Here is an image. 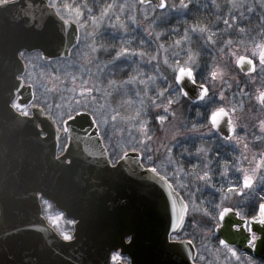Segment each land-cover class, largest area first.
<instances>
[{
  "label": "water",
  "instance_id": "1",
  "mask_svg": "<svg viewBox=\"0 0 264 264\" xmlns=\"http://www.w3.org/2000/svg\"><path fill=\"white\" fill-rule=\"evenodd\" d=\"M48 2H0V264H109L113 251L131 264H196L192 243L170 244L175 212L170 201L166 205L165 186L137 164L139 157L129 151L128 159L112 164L89 112L66 118L61 131L51 115L32 105L21 52L66 59L79 42L72 38L80 35L75 22L65 26ZM15 100L30 106L31 114L17 111ZM64 136V153L57 156ZM38 194L75 221L73 239L48 225ZM254 230L264 235L258 226ZM237 241L230 245L254 256L264 252L260 241L255 249L243 237Z\"/></svg>",
  "mask_w": 264,
  "mask_h": 264
},
{
  "label": "rangeland",
  "instance_id": "2",
  "mask_svg": "<svg viewBox=\"0 0 264 264\" xmlns=\"http://www.w3.org/2000/svg\"><path fill=\"white\" fill-rule=\"evenodd\" d=\"M232 2L233 0H193L190 10H185L186 14L174 13L169 15L165 22L160 23V26L154 30L164 32L166 35L161 37L159 41L153 40L149 43V38L144 29L148 28L149 20L154 15L151 5L143 6L138 0H56L57 5L62 9L65 5L72 8L71 13L66 10L62 12L65 19L75 22L74 13L76 8H79L83 13L82 17H80V22L85 27L80 29L79 46L68 59L46 61L41 54L31 55L29 57V67L27 68L28 77L26 78L35 91V103L40 105L48 115L53 116L60 125L65 118L78 111L89 112L96 120L105 142L116 158L122 155L126 144L133 142V137L137 140L141 138L133 126L134 122L130 118L134 117L137 111H141L143 101V108L147 114L142 115L141 118L149 121V135L153 136V140L148 144V148L155 149L152 155L156 163L153 165L147 161V151L144 152L143 161L149 166L158 167L162 174L167 173L169 177H173L175 172L176 174L172 179L174 184L180 190L181 188L178 185L186 186L183 192L187 200L192 204L189 207L188 215L189 217L193 216L188 221L189 230L191 236L198 239L197 247L201 254L204 257L205 255L210 257L208 258V264H221L224 260V264H242L241 261L243 260L240 258L237 260V257L233 256L228 249L219 250L215 245L211 247L205 226L207 218H196V215L199 217L203 214L208 202L206 203L203 200L204 196H202L203 191L201 189H204V187L197 188L194 186L197 183L195 174L199 172L198 170L194 172L190 162L191 158L188 157V152L184 151L188 146V134L185 129L188 117L185 101H181L170 108L168 120L161 125L156 116L164 114L163 109H157L152 106V100L156 99V86H159L160 89L166 87L163 83L164 77H167L168 82L172 83L175 75L173 68L176 66V61L179 60L181 66L187 64L188 53L191 50V54L199 61L197 69L199 74L202 73L201 76L206 82L212 84L213 90L217 93L221 92V88H225L224 85L227 86L228 93H226V89L222 91L226 97L224 104L233 102V98L237 97V95H231L233 92L230 91L231 86H229L235 81L233 75L224 77L223 80L217 78L216 81H211L209 79L210 70L213 68V58H215L218 67L224 68L228 62L229 51L241 49L240 54H244L242 51L244 45L235 43L229 49L227 40L231 39L234 42L243 40L247 47H252V43L248 41L251 40L250 30H247L246 35L238 33L235 27L225 31L222 19L227 17L229 5ZM249 2L251 0H235L238 6ZM113 3L118 6H124V10L121 11L120 7H116L114 9L115 15L110 13V19H105L101 27L94 28L90 15L99 16L103 7ZM167 3L170 5L175 4L178 7L180 0H167ZM89 8L92 9L91 13L88 12ZM239 10L244 11L247 17L245 22L239 24V27L247 28L251 27L253 23H264L261 20L264 12H261L259 8L252 15H249L244 8H239ZM160 11L157 10L155 15L159 16ZM232 11L235 12L237 9H232ZM145 14H147L149 20H145ZM116 15H119L120 21L128 26L127 33L111 26L118 23L115 20ZM133 16L136 18V23L131 22V17ZM185 21H187L186 24L184 23ZM193 25H207L210 29L207 34L215 32L216 35L213 38L217 41L216 46L210 47L206 43L205 36L199 32L190 31L189 39L184 41L183 28H191ZM170 28L177 31L169 33L168 29ZM221 28L223 30H219ZM93 32L96 33L95 37L88 36L89 33ZM220 38H224L221 40L222 42H220ZM178 39L182 41L180 45L175 44ZM93 40H95L97 47L103 44L106 49V51L96 53L95 58H93L89 47ZM124 40L129 42L124 46H129L135 51H144L146 54L145 58L142 60L139 57H134V62L117 64L114 68L111 66L104 68L103 65L111 61L115 55L112 51V46H116L118 49L121 46V41ZM141 41H144V43L142 44ZM158 43L163 44L164 47L158 48ZM219 49H224V51L220 52ZM224 52L227 54L226 58L222 57ZM151 56H157L159 64H157V61L149 63ZM165 58H167L168 64H164ZM89 60H91V63H89ZM228 72H226V75H228ZM132 76L143 80H148L149 77H156V79L147 85L134 82L122 85L115 90L108 87L107 81L109 79H114L117 83H121L129 80ZM96 86L102 87L104 91L100 93L89 92V89H95ZM105 93H109L106 98ZM216 97L219 98L218 95ZM156 103H166V100H156ZM103 104H106L108 108L103 106ZM112 109H116L119 112V117L114 122L111 121V114H115L111 111ZM19 110L28 112L27 109L22 110L20 107ZM172 112L175 113V116L170 114ZM178 132L185 133L177 135V139L180 142H184L181 144L184 150L183 148L182 150H177L176 146L172 147L171 137ZM168 147H172L171 157L167 153ZM128 151L131 150L129 149ZM179 168H183V171L178 172L177 169ZM197 189L199 190L197 191ZM189 194H191V200H189ZM198 194L201 196L198 197ZM43 206L48 222L61 237L70 239L73 234L74 222L65 218L51 204L46 202Z\"/></svg>",
  "mask_w": 264,
  "mask_h": 264
},
{
  "label": "snow or ice",
  "instance_id": "3",
  "mask_svg": "<svg viewBox=\"0 0 264 264\" xmlns=\"http://www.w3.org/2000/svg\"><path fill=\"white\" fill-rule=\"evenodd\" d=\"M141 5H151L153 11V17L149 20L147 14H145V20H149L148 28H145L144 31L149 38L148 42L151 43L153 40L159 41L161 37H164L166 34L164 32H158L154 29L160 26V23H163L167 20L169 15L174 13H180L181 15L186 14L185 10H190V5L193 4V0H180V4L177 7L175 4L167 3V0H157L155 4L151 3V0H139ZM116 7H120V10H124V6H118L116 4H107L100 11L99 16L90 15V19L94 28H99L103 25L105 19H110V13L115 15L114 9ZM47 8L50 9L58 18L62 20L65 26L70 25L72 20H65L64 15H62L63 11H67L69 13L72 12V8L68 5H65L62 9L56 3V0H49L47 4ZM239 8H244L247 10L249 15L255 14L257 8L264 12V0H251L249 3L237 5L235 0L229 5V12L227 13V17L222 19V23L225 26V31L229 29H233L234 27L240 34H247V29L245 27H239V24L245 22L247 17L245 16L244 11H240ZM160 11V15L156 16L155 13L157 10ZM232 9H237V11L233 12ZM88 12L91 13L92 9L89 8ZM76 19L75 24L78 29L84 28L85 25L80 22V17H82L83 13L79 8H76L74 13ZM115 20L118 22L116 24L111 25L118 30H122L123 32H128V26L120 21V16L116 15ZM261 20L264 21V16H261ZM131 22L136 23L135 16L131 17ZM185 24L187 21L184 22ZM142 27V25H140ZM176 29H168V32H176ZM199 32L201 35L205 36L206 43L209 44L210 47H215L217 41L213 38L216 33L212 32L211 34H207L210 32V29L207 25L198 26L193 25L191 28L184 27L183 28V40L187 41L189 39V32ZM96 33H89L88 36L95 37ZM260 42H257L256 39H252V47L249 48L245 44L243 40L234 42L233 40H227V47L230 49L235 43H240L244 45L242 51L244 54H240L241 49H236L235 51L228 52V62L224 68H220L216 65V60L213 58V68L210 70L211 81H216L217 78L223 80L226 72L235 71L238 74L243 73L246 81L252 85H255L257 82L262 84L261 90H256L255 99L258 101L259 105L262 109H264V23L261 24L260 31L258 32ZM74 40L79 41V35H73ZM181 40H176L175 44L180 45ZM129 42L124 40L121 41V46L117 49L116 46H112V51L115 53L114 57L107 64H104V68L116 67L117 64H128L130 62H134V57H139L140 59H144L146 54L144 51H135L129 46H124ZM143 44L144 41H141ZM79 46V44H77ZM91 48V52L93 54V58H95V54L100 51H106L103 44L97 47L95 40H93L92 44L89 45ZM158 48H163V44L157 45ZM220 52H223L224 49H219ZM189 59L186 65L181 66L180 61H176V66L173 68V72L175 73L172 83L168 82L167 77L163 78V83L166 85L163 89H160L159 86H156V99L152 100V106L157 109H163L164 114H158L156 119L160 122L161 125L168 120L169 109L172 108L175 104L180 103L181 101H190L195 107L199 106H208L215 104L216 106L211 108L208 112V115L205 117L207 123L197 122H189L191 123V128H187L185 125L186 133L192 134L196 133L201 141L211 140L213 137L216 141L223 143H232L242 145L243 152L241 154V160H248V156L244 155V153H248L251 151L249 144L246 142V137H242L238 135V125L234 120V115L237 112V106H232L230 108L222 106L226 100V97L223 92L217 93L213 90V86L211 83L205 82L203 77L200 76L197 71L199 67L198 59L191 54V50H189ZM151 61H157L159 64V60L157 56H151L149 59V63ZM91 63V60H89ZM164 64H168L167 58L164 59ZM254 77H261L260 81L254 79ZM156 77H149L148 80L138 79L136 76H132L129 80L122 81L121 83H117L114 79H109L107 81L108 87L112 90L120 88L122 85H127L129 83L138 82L142 85H147L149 82L155 81ZM198 79L201 81L198 83ZM231 86V85H229ZM95 91L100 93L104 91V89L100 86H96L95 89H89V92ZM241 96H247L249 93L244 92L242 89L240 90ZM109 93H105V98ZM147 95V93H146ZM219 96V100L215 99L216 96ZM156 100L165 101L166 103H156ZM196 101H199L200 104L197 105ZM103 106L107 107L106 104ZM240 106H243L241 102ZM112 112L115 114H111V121H116L119 117V112L116 109H112ZM146 111L143 108L142 101V109L141 111H137L134 117L130 119L134 122L133 126L136 128V131L140 134V139H135L133 142L128 143L124 146L123 151V160L129 158V149L131 150V155L139 157L137 159V164L141 163V159H143L144 152L147 151V161L155 165V161L153 160V152L155 149L148 148V144H150L153 140V136L149 135V121L147 119H142V115H146ZM172 116H175V113H170ZM199 115V113H197ZM219 116V118H218ZM107 123V121H105ZM259 129L261 135L255 137L257 141L264 143V119L259 120ZM221 133H225L221 135ZM230 133V134H227ZM185 133H176L171 137L172 147L178 146L180 141L177 139V135H183ZM172 147L167 148V153L169 157H171ZM186 151V150H185ZM209 149L206 148H198L197 153H202L205 158H207ZM191 155V153H189ZM215 157L218 165L220 164V152H215ZM258 157V158H257ZM199 159V156L197 157ZM249 163L253 166L249 168H240L239 171L243 173L242 179L239 184H233L227 188L228 193L237 194L239 197L247 198L249 195L255 193L257 198L256 209L253 214L249 217L247 213L236 210L234 206H226L227 196L222 195L220 197L219 203H213L211 208V212L207 213V224L205 225L207 228V235L213 238L218 245H222L225 249H228L233 256L237 257L239 260V256L237 255L235 248H230V244H237V237H243L244 242L248 244L250 248H255L257 242L260 241L264 243V235H257V232L254 230V226H258L261 233H264V151L260 153L252 154L251 160ZM208 164L204 165L203 174L196 173L195 180L197 182H203L205 184H212L214 169L211 168ZM225 169V173L228 169V161H223L222 165ZM199 165H193V169H196ZM152 175L151 179L154 181H160L166 188L165 201L166 205L170 201L171 209L175 212V218L171 221L170 231L173 235L170 236V244H183L188 243L191 245V241H180L177 239L175 233H178L186 219L188 218L189 213V204L185 202V200L180 196V194L176 191L171 180L175 176V172L173 173V177H169L167 173L161 175V171L158 170V167L153 166L148 169ZM178 172H182L183 168L177 169ZM191 175V173H189ZM224 173H222L223 175ZM181 190H185V185H178ZM215 187V184H212ZM199 189H197L198 191ZM163 191V189H162ZM220 192L223 193L224 189L220 188ZM189 200H191V194H189ZM179 202V207H177V203ZM223 237V239L221 238ZM131 243V239H129V244ZM122 253L110 254L109 260L112 264H116V262L121 261ZM126 264H130V262H126ZM248 264H257L255 260L249 258Z\"/></svg>",
  "mask_w": 264,
  "mask_h": 264
},
{
  "label": "flooded vegetation",
  "instance_id": "4",
  "mask_svg": "<svg viewBox=\"0 0 264 264\" xmlns=\"http://www.w3.org/2000/svg\"><path fill=\"white\" fill-rule=\"evenodd\" d=\"M260 28H261V23H259V24L253 23L251 25V27L246 28L247 30H250L249 35L251 36V40L254 38V39H256L257 42H260L259 36H258V32L260 31ZM219 30H223V29L221 28ZM222 39H224V38L219 39L220 42H222L221 41ZM251 40H248V41L251 42ZM211 52L213 53V51H211ZM217 53H219V52H217ZM222 57H225V58L227 57L226 52H224ZM201 74L202 73H200V76H201ZM230 75H233L234 76L233 78L235 79L234 83L231 84L230 91L233 92L231 95H237L238 99H237V97L233 96L234 97L233 102H231L229 104H223L222 106L227 107V108H230L234 105L237 106V112L234 115V120L237 122V125H238V135H240L242 137H246V142L249 144L251 151L248 153H244V155L248 156V160L242 161L241 160V154L243 152L242 145L236 144L235 142L221 144L220 142L216 141L214 137L210 141L209 140L201 141L196 133H192L190 135L188 134V137H187L188 146L186 149V151L188 152V157L191 158L190 162H191L192 166L193 165H199V167H197L196 169H193V167H192V169L194 170V172H196L198 170V172L200 174H203L204 165L208 164L209 161H211V164L209 166L214 169L212 184L216 185L215 187H213L212 184H205L203 182H197L194 184V186L197 188H203L204 187V189H201L203 191L202 196H204L203 200H205L206 203L208 202L207 207L204 208V210H203L204 211L203 214L199 217H198V215H196V218H207V213L211 212V210H212V208H211L212 204L213 203H219L220 197L222 195L227 196L226 206H234L236 208V210L247 213L249 215V217L251 216V214L254 213V211L256 209V205H257V198H256L255 193H253L252 195H249L247 198H243V197H239L237 194L228 193L227 188L233 184H239L240 183V181L242 179V175H243V173L241 171H239L240 168H249V167L253 166L249 163V161L251 160L252 154H254V153L258 154L261 151H264V143H261L260 141H257L255 139L256 136L261 135L260 129H259V120L264 119V109L261 108L258 101H256V99H255L256 90H261L262 84L260 82H257L255 85H250L246 81V78H245L243 73L238 74L235 71L234 72L229 71L228 75H226L225 77H231ZM201 77H203V76H201ZM254 79H256L257 81H260L261 77H254ZM204 81L206 82L205 79H204ZM225 81H226V79H225ZM199 82H201V81L198 79V83ZM224 87L225 88H221L220 91L222 92L224 89H226V93H228L227 86L224 85ZM241 89L244 92L249 93V95L241 96V92H240ZM215 99L217 101L219 100L218 97H215ZM241 102L243 103L242 107L240 106ZM185 104L187 107V117H188L187 127L188 128H191V123H189V122L194 123V122L199 121L200 123H207V120L205 119V117L208 115V112L211 110V108L216 106L215 104H212V105H208L207 107L206 106L195 107L192 104V102H190V101H185ZM196 104L199 105L200 102H196ZM14 106L16 108H18L16 102L14 103ZM25 109L28 110L27 107H25ZM197 113H199V115ZM55 122L57 123L59 129L63 128L62 125H60L56 120H55ZM223 134H225V133H221V135H223ZM227 134H230V133H227ZM42 135L44 136L45 134H42ZM102 139H103L104 144L107 148L110 159L113 161V163H115L117 161V159H119L121 156L116 158L113 155V153L111 152L107 143L105 142V139L104 138H102ZM66 143H67L66 137H63V138L58 140V155L63 153V150H64ZM182 143H184V142H180V144L178 146H176L177 150H180V149L182 150V148L184 150V147H182V145H181ZM201 147L209 149L207 158H205L202 153H197V149L201 148ZM216 151L220 152V164L219 165H218L216 157H215ZM189 153H191V155H189ZM198 156H199V159H197ZM223 161H228L229 166H228L226 173H225L224 167L222 166ZM141 163L147 167H152V166H148L143 161V159H141ZM222 173H224V174L222 175ZM161 175H164V174H162V172H161ZM171 182L173 183L174 187L176 188V191L185 200V202H188L189 207H191L192 204L187 200L184 192L181 191L174 184V182L172 180H171ZM220 188L224 189L223 193L220 192ZM200 196L201 195L198 194V197H200ZM39 201H40L41 206H42V214H43L44 218H48V217H46L47 215L45 213V208L43 205L46 202L51 204V206H53V204L49 200L45 199L42 196H39ZM53 208H54V206H53ZM63 216H65V215L63 214ZM65 218H67V217L65 216ZM189 218H193V216L189 217V215H188V218L186 219V222H185L182 230L179 233H175V235L177 236V239L180 241L189 240L193 243V245L196 248V255H195V262L196 263L208 264V261H209L208 258H210V257L205 255V257H206L205 258L201 254V252L199 251V249L197 247V245H198L197 240L198 239L194 236H191V232L189 230V222H188ZM185 232H187V233L185 234ZM257 235L260 236L259 233H257ZM209 244L211 245V247H213L215 245L219 250L225 249L222 245H218L217 242L211 237H209ZM229 247L236 249L237 255L239 256L240 259L243 260V261H241L242 264H247L249 258H251L252 260H255L257 262V264H264V259L261 258L262 255L264 256V252L259 257V256H254L249 252L242 251V249L238 245H230ZM251 249H255V248H251ZM115 253H117V252H114L113 254H115ZM224 261H222L221 264H224ZM121 262L123 264H126V262H130V261H129L128 257H122Z\"/></svg>",
  "mask_w": 264,
  "mask_h": 264
},
{
  "label": "trees",
  "instance_id": "5",
  "mask_svg": "<svg viewBox=\"0 0 264 264\" xmlns=\"http://www.w3.org/2000/svg\"><path fill=\"white\" fill-rule=\"evenodd\" d=\"M1 1H4V0H0V2ZM75 50V49H74ZM73 50V51H74ZM73 53V52H72ZM39 55L40 53L39 52H35V53H26V52H23V53H21V57H22V59L25 61V63H26V65H27V68L29 67V62H30V59H29V57L32 55V56H34V55ZM28 77V70H27V72H26V74H25V76H24V78H25V81H27V78Z\"/></svg>",
  "mask_w": 264,
  "mask_h": 264
},
{
  "label": "bare ground",
  "instance_id": "6",
  "mask_svg": "<svg viewBox=\"0 0 264 264\" xmlns=\"http://www.w3.org/2000/svg\"><path fill=\"white\" fill-rule=\"evenodd\" d=\"M143 6H144V5H143ZM191 7H192V6H191ZM68 117H69V116H68ZM68 117H67V118H68ZM65 119H66V118H65ZM65 119H64V120H65Z\"/></svg>",
  "mask_w": 264,
  "mask_h": 264
},
{
  "label": "clouds",
  "instance_id": "7",
  "mask_svg": "<svg viewBox=\"0 0 264 264\" xmlns=\"http://www.w3.org/2000/svg\"><path fill=\"white\" fill-rule=\"evenodd\" d=\"M218 118H219V116H218Z\"/></svg>",
  "mask_w": 264,
  "mask_h": 264
}]
</instances>
